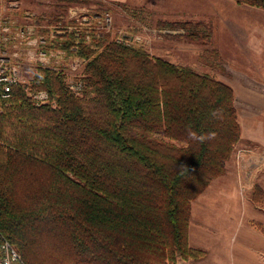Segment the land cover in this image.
Masks as SVG:
<instances>
[{
    "label": "trees",
    "instance_id": "1",
    "mask_svg": "<svg viewBox=\"0 0 264 264\" xmlns=\"http://www.w3.org/2000/svg\"><path fill=\"white\" fill-rule=\"evenodd\" d=\"M91 16L57 39L84 60L78 93L62 67L47 65L32 86L48 101L21 85L0 98V233L25 264L203 257L189 241L191 202L226 172L241 138L234 89L125 36L111 39ZM166 25L191 40L212 36L203 21Z\"/></svg>",
    "mask_w": 264,
    "mask_h": 264
},
{
    "label": "rangeland",
    "instance_id": "2",
    "mask_svg": "<svg viewBox=\"0 0 264 264\" xmlns=\"http://www.w3.org/2000/svg\"><path fill=\"white\" fill-rule=\"evenodd\" d=\"M150 1L155 4H150ZM179 1L184 3L178 5ZM142 2L136 5L132 0L127 2L22 0L24 8L36 11L41 17L39 21L37 19L40 26L36 28V34L44 36L43 40L48 49L56 50L47 55L45 63H40L42 60L40 54L26 55L22 51L23 48L19 47L18 50L23 52L20 54L22 70L16 86H23L27 95L31 96L36 90L32 86V79L39 66L45 67L54 63L58 68L64 69L67 82L76 85L75 80L80 75L84 60L74 54L57 52L61 43H58V37L50 35L49 27L55 23L63 27L67 22L69 24L73 17L80 24L83 15L92 17L94 14L100 18L107 13L109 19L104 28L111 39L125 36L133 43L142 45L153 56L190 66L197 71L210 72L224 81L229 80L230 67L235 69L234 66H238L241 69L242 64L246 66L243 60L235 58L234 53H230L235 46L242 47L243 32L247 29L251 37H262L264 40L262 20L264 8L261 7L237 3L235 0H142ZM13 17L17 23L31 22L26 20L29 18L25 19L19 15L18 11ZM185 20L203 21L212 31L211 38L191 40L177 36L184 30L166 25L167 22ZM59 39L62 41L64 38ZM220 49L224 54H219ZM12 56L15 57L13 54ZM239 76L242 79L241 77L236 79L243 83L238 86L235 106L242 129L241 138L225 162L226 172L213 179L203 194L192 200L190 224L201 215L203 208L213 216V213L222 212L221 206L242 208L243 213H236L234 216L237 218L236 223L257 221L264 224V78H255L251 74ZM222 190L235 194L233 196L227 194L224 197L217 194ZM216 220V217H210L205 224Z\"/></svg>",
    "mask_w": 264,
    "mask_h": 264
},
{
    "label": "crops",
    "instance_id": "3",
    "mask_svg": "<svg viewBox=\"0 0 264 264\" xmlns=\"http://www.w3.org/2000/svg\"><path fill=\"white\" fill-rule=\"evenodd\" d=\"M111 1L127 2L129 0ZM132 3L137 5L143 2L142 0H132ZM183 3L179 1L177 4ZM150 4L155 3L150 1ZM262 17L264 18V16ZM262 20L264 21V19ZM243 33L242 47L237 45L231 49L230 53H234L235 58L243 60L246 66L242 64L241 69L238 66H234L235 69L230 67L229 80L221 79L232 86L235 98L238 86L240 87L243 83V81H238L236 77L240 78L239 75L251 74L255 78H264V40L262 37H251L247 29ZM219 54L222 55L224 52L220 49ZM226 54H228L227 51ZM229 55L233 58L231 54ZM240 55L242 57H238ZM222 60L224 59L222 58ZM225 60L228 61V59ZM217 194L224 197L227 194L233 196L235 193L222 190L218 191ZM202 210L201 215L190 224L189 241L192 246L204 249L206 254L198 259L186 260V264H264V231L257 226L256 223L259 222L241 221L236 223L237 218L234 216L236 213L242 214V208L239 206H221L222 212L213 213V216L217 218L216 222L205 224L213 216L209 215L204 208Z\"/></svg>",
    "mask_w": 264,
    "mask_h": 264
},
{
    "label": "built area",
    "instance_id": "4",
    "mask_svg": "<svg viewBox=\"0 0 264 264\" xmlns=\"http://www.w3.org/2000/svg\"><path fill=\"white\" fill-rule=\"evenodd\" d=\"M22 0H0V98H7L11 95L14 85H16L21 78V58L20 54L24 51L31 55L33 53L40 54L42 59L40 63L46 60L48 54H51L53 50L47 48L44 43V36L36 34V28L39 25L37 19L41 18L36 11H32L29 8H24L22 5ZM18 11L19 15L24 18H29L26 20H31L27 23H17L18 21L13 17ZM96 15L95 17H97ZM83 19L80 20V24L74 17L62 26L54 24L50 25L49 32L51 36L59 37V35H64L65 32H70L74 29H79L77 26H87L91 23V17L87 15L82 16ZM109 19V14L105 13L100 18H98V24L103 26L107 23ZM56 22V21H55ZM52 23V21H50ZM57 23H59L57 21ZM58 26V27H57ZM87 30V29H86ZM130 40V39H127ZM31 45L33 48H31ZM16 47V48H15ZM22 47V51L18 50ZM57 52L62 54H67L65 49L59 48ZM12 54L15 56L13 57ZM43 63V64H44ZM45 65V64H44ZM53 68L58 66L54 64H49ZM71 88L78 93L81 89V84H71ZM34 100L38 103H44L48 100V92L46 90L33 91L31 93ZM0 264H25L22 261L21 255L18 251L10 244V242L2 236L0 233Z\"/></svg>",
    "mask_w": 264,
    "mask_h": 264
},
{
    "label": "clouds",
    "instance_id": "5",
    "mask_svg": "<svg viewBox=\"0 0 264 264\" xmlns=\"http://www.w3.org/2000/svg\"><path fill=\"white\" fill-rule=\"evenodd\" d=\"M190 135H194L193 133H190ZM212 134H209L208 138H211ZM201 139H204V137H201Z\"/></svg>",
    "mask_w": 264,
    "mask_h": 264
}]
</instances>
